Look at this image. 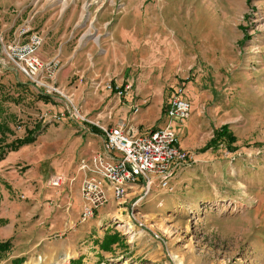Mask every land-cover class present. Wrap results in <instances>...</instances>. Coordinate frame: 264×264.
Returning <instances> with one entry per match:
<instances>
[{"label": "rangeland", "instance_id": "1", "mask_svg": "<svg viewBox=\"0 0 264 264\" xmlns=\"http://www.w3.org/2000/svg\"><path fill=\"white\" fill-rule=\"evenodd\" d=\"M107 1L80 0L79 12L83 18L94 15ZM110 1L115 11L128 6L150 13V22L161 23L164 39L170 38L173 48L176 45L182 78L165 86L163 108L171 90L183 85L200 131L197 148L183 149L193 158L185 168H191L196 157L205 158V176L177 191L182 196L179 203L163 195L133 205L136 199L124 197L116 204L108 201L101 223L95 218L80 223L79 212L76 215L64 206L63 193L74 184L79 199L84 178L79 164L102 152L103 141L84 124L71 121L68 111L74 107L89 120L106 125L96 117L102 111L99 99L109 93L108 84L114 87L121 82L80 79L76 73L64 90L59 89L63 97L47 94L4 54L5 46L20 42L18 31L12 35L13 31L4 30L2 22L9 21L0 13V119L11 131L0 133V145L3 148L40 128L33 143L7 152L0 161V198L9 196L13 201L7 209L2 206L6 218L1 216L0 228L6 225L14 231L11 239L0 234V243L9 241L11 249L14 243L13 251L24 253L21 264L46 260L66 264L81 256L64 254H78L93 241L108 253L97 264H264V0ZM93 30V26L77 30L76 39H90L100 46L104 39ZM75 65L79 72L83 69L80 63ZM42 95L50 98L45 101ZM112 96L105 104L113 101ZM113 116L119 119L116 112ZM224 127L234 138L232 150L226 143L211 144ZM54 173L75 181L50 189L46 182ZM39 191H43L39 203L50 213L33 199ZM97 235L98 240L92 238ZM107 237L114 239L111 246L102 244ZM11 249L0 253V263Z\"/></svg>", "mask_w": 264, "mask_h": 264}, {"label": "crops", "instance_id": "2", "mask_svg": "<svg viewBox=\"0 0 264 264\" xmlns=\"http://www.w3.org/2000/svg\"><path fill=\"white\" fill-rule=\"evenodd\" d=\"M63 1L65 4L62 3ZM63 1L0 0L2 19L9 21V24L2 22V27L7 33L13 31L12 35H15L17 31L27 30L26 34L17 39V42L20 43L27 42L33 33L40 36L41 45L37 49V56L42 61L58 59L61 63L54 80L60 89L64 90L76 73L80 79L112 78L115 83L120 81L130 84L132 86L130 92L122 98H116L113 94L111 103L105 104L106 97L111 92H105L100 97L98 108L102 111L96 113V117L105 123V126L117 127L124 124L127 132L133 135H144L155 128L162 127L166 121V108H163L165 86L173 85L176 80L182 78L180 73L182 59H180V54L175 53L176 45L174 44L175 47H172V40L169 42L170 38L164 39L167 35L165 37L161 23L150 22L147 15L150 13L142 8L133 10L126 6L120 11H115L110 0L104 7L102 5L98 7L94 15L90 14L83 18L78 7L80 0ZM92 26L93 34L104 39L100 46L90 39H76L77 30L88 29ZM76 63L83 65L80 72L76 70ZM90 84L92 85V83ZM121 103L123 106H120ZM134 106L138 107L137 113L132 112ZM115 112L118 120L115 116L112 117V113L114 115ZM194 112L195 109L191 107L189 118L184 121L183 125L179 124L182 127L179 129L176 127L180 146L186 151L197 148L200 140L198 139L199 125L195 123ZM234 122L237 123V121ZM98 134L96 135L102 139ZM206 160L196 157L195 164L189 169L183 165L173 168L166 188L161 187L158 178L153 177L150 192L147 195L148 202H153L166 195L172 201L175 200L179 203L182 196L177 191L185 190L191 184L190 180H199L200 176H205L203 167L208 162ZM66 190L65 194L63 193L64 198H62L64 206L76 215L79 212L80 215L82 206L80 193H78L79 199H76L74 184ZM140 192V185H134L128 190L125 197L128 200H135L139 197ZM41 193L43 191H39L33 199L37 201L40 208L49 212L48 207H42V204L39 203ZM31 196L33 195L31 194ZM44 196L48 197L43 194ZM0 199V212H2V206L5 209L8 206H13V201L9 196ZM110 201L113 204L115 202L112 199ZM166 204L165 202L164 205ZM160 205H163V202H160ZM103 208L105 206L97 210L94 215L95 219L93 220H96L97 223H101L103 216L108 212L107 210L103 212ZM2 215L3 218H6L3 212L0 214V218ZM45 215L49 216L48 213ZM0 234H3L2 239L4 240L11 239L14 231H10V227L5 225L0 228ZM92 238L98 240L100 237L97 235ZM94 242L88 243L87 247L79 251L78 254L75 252L72 255L71 252V254H64L63 257L69 255V258L75 259L74 256L77 255L82 257V264H97L105 260L108 253ZM15 246L13 243L11 253L0 264H21L18 260L24 258V253L14 252ZM65 262L68 264L69 260Z\"/></svg>", "mask_w": 264, "mask_h": 264}, {"label": "built area", "instance_id": "3", "mask_svg": "<svg viewBox=\"0 0 264 264\" xmlns=\"http://www.w3.org/2000/svg\"><path fill=\"white\" fill-rule=\"evenodd\" d=\"M27 32L22 30L18 34L21 36ZM40 45V36L33 33L27 42L11 43L4 47L3 52L18 72L35 87L45 89L47 94L55 92L63 97L60 88L54 85L61 63L58 59L42 61L36 54ZM131 88L128 83L106 86L118 98L124 97ZM72 108L68 111V118L84 124L83 128H97L103 141L102 152L93 154L88 161L82 160L79 164V170L84 173L79 186L82 201L80 223L89 222L96 211L111 199L116 202L122 200L134 185L141 187L140 195L133 205L137 204L149 194L153 177L158 178L161 187L166 188L173 168L188 166L187 163L193 160L180 146L176 134V127L191 114V104L185 97V89L181 84H177L169 94L164 125L144 135L128 133L124 124L108 127L99 121H91L78 109ZM137 111L138 107H132L133 113ZM53 118L58 119L56 116ZM74 181V178L66 174L54 173L49 176L46 186L57 190Z\"/></svg>", "mask_w": 264, "mask_h": 264}, {"label": "trees", "instance_id": "4", "mask_svg": "<svg viewBox=\"0 0 264 264\" xmlns=\"http://www.w3.org/2000/svg\"><path fill=\"white\" fill-rule=\"evenodd\" d=\"M49 95H42V99L47 101L49 99ZM0 116H1V111H0ZM5 119V118H4ZM40 130V128H37L35 130H29L26 132V135L23 138L15 139L11 143L5 144L2 148L0 145V161L4 159V156L6 155L7 152H17L21 147L29 145L34 142V138L36 133ZM91 131H94L95 134L99 133V130L95 127H91ZM10 128L8 127L7 123H3L2 120L0 119V133L1 134H9ZM234 142V138L227 131V128H222L221 130L217 131L215 134V137L212 139L211 144L218 145L219 143H226L229 149L232 147V143ZM214 145V146H215ZM213 146V147H214ZM232 150V149H231ZM105 244L106 246H111L114 243V239L112 238H104L102 241V244ZM9 249H11V243L9 241L5 243H0V253L6 252ZM22 261L21 259L18 260V262ZM21 263V262H20ZM68 264H82V259L79 257L76 260H70Z\"/></svg>", "mask_w": 264, "mask_h": 264}, {"label": "bare ground", "instance_id": "5", "mask_svg": "<svg viewBox=\"0 0 264 264\" xmlns=\"http://www.w3.org/2000/svg\"><path fill=\"white\" fill-rule=\"evenodd\" d=\"M54 260H46V261H34L28 262L26 264H52Z\"/></svg>", "mask_w": 264, "mask_h": 264}]
</instances>
